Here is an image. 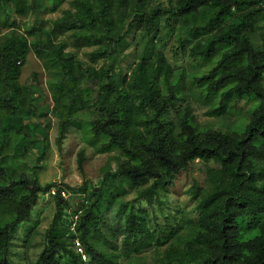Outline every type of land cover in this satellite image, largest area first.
I'll return each instance as SVG.
<instances>
[{
    "label": "trees",
    "instance_id": "trees-1",
    "mask_svg": "<svg viewBox=\"0 0 264 264\" xmlns=\"http://www.w3.org/2000/svg\"><path fill=\"white\" fill-rule=\"evenodd\" d=\"M65 1L0 0V264H14L12 236L53 187L41 184L38 173L31 176V151L40 140L47 151L52 120L58 151L69 134H79L80 171L87 148L110 155L116 166L100 186L80 190L87 192L74 213L81 252L58 235L68 206L58 190L36 264H132L151 249L161 264H264L263 4L176 0L150 9L149 0H71L61 17L43 19ZM163 18L181 51L206 63L203 71L185 74L154 51L128 75L114 72L129 32L150 34ZM257 32L260 42L253 40ZM84 48L91 49L87 60L78 56ZM30 52L48 74L51 107L41 89L32 93L19 82ZM241 102L249 104L246 116L229 132L195 123L194 104L208 117L224 118L237 115ZM196 160L218 166L194 193L197 214L165 215L169 187ZM107 196L115 201L111 238L100 216Z\"/></svg>",
    "mask_w": 264,
    "mask_h": 264
},
{
    "label": "rangeland",
    "instance_id": "rangeland-1",
    "mask_svg": "<svg viewBox=\"0 0 264 264\" xmlns=\"http://www.w3.org/2000/svg\"><path fill=\"white\" fill-rule=\"evenodd\" d=\"M70 1L66 0L57 12L45 11L43 19L56 20L61 17L62 11L70 7ZM259 1L264 6V0ZM175 2L176 0H149V7L150 9H155L158 6L168 8L174 6ZM164 20V18L161 19L158 27L150 34L134 29L129 32L126 38V47L114 63V72L128 75L138 62L149 57L154 51H161L173 68L180 69L185 74L203 71L206 63L193 59L188 53L181 51L178 47L177 36L164 24ZM29 23H32V19ZM258 25L264 27V22H258ZM5 33L6 30L2 31V34ZM181 35L184 36V34ZM259 35L258 32L254 34L253 40L260 42ZM90 51L91 49L84 48L78 53V56L83 60H87L86 54ZM48 79V74L43 70L41 62L36 59L33 53H28L26 62L20 65L19 82L21 85H29L32 93H34L35 86L39 90L41 89L42 95L39 93V96L44 98L43 103L51 107V96L47 89ZM193 106L195 123L198 127L221 132H229V129L237 126L238 122L246 116V110L249 108V104L241 102L237 106L239 108L237 115L211 118L206 116L204 107H199L197 104ZM171 114L173 115V113ZM46 118L48 119L49 116H44L47 121ZM42 125L43 123H41ZM55 138L56 131L52 120L47 151L44 142L41 140L38 148L31 151L33 155L31 176L35 178L38 173L41 184H53V187L49 192L39 195L37 203L31 210L29 222L19 225L12 236L9 256L14 264H36L38 262L39 256L47 244V231L56 212L58 190H61V196L68 201V206L63 207L61 217L57 223L58 235L68 242L69 248L81 252V246L74 242V226L77 219L74 213L80 203L85 200L87 192L83 191L84 193H82L80 190L84 184H86L87 190L91 189L92 186H100L104 175L116 166L113 157L110 155L93 153L91 148H87L83 171H80L77 165V152L83 146V143L79 134H69L62 143L61 151L56 148ZM44 151L46 152L43 153ZM210 168H218V166L214 163H204L196 160L177 175L173 185L169 187V193L162 200L165 215H168L167 212L175 213L176 211L185 212V215L197 214L195 210L196 202L193 201L195 199L193 196L197 189H204L207 186V173ZM101 204L100 216L105 218L102 223V232L108 238H111V216L114 212L115 201L112 200V197L107 196L103 202L101 201ZM165 218L162 215L159 217V221H164ZM119 240V238L113 239V244H119ZM160 257L159 253H155L154 249H151L139 253L130 260L132 264H161L159 263Z\"/></svg>",
    "mask_w": 264,
    "mask_h": 264
},
{
    "label": "built area",
    "instance_id": "built-area-1",
    "mask_svg": "<svg viewBox=\"0 0 264 264\" xmlns=\"http://www.w3.org/2000/svg\"><path fill=\"white\" fill-rule=\"evenodd\" d=\"M54 193V192H53ZM77 245L79 246V244L77 243Z\"/></svg>",
    "mask_w": 264,
    "mask_h": 264
}]
</instances>
